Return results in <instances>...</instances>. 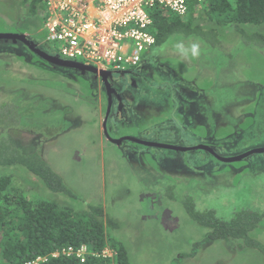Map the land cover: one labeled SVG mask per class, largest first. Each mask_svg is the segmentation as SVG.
I'll return each mask as SVG.
<instances>
[{"label":"rangeland","instance_id":"rangeland-1","mask_svg":"<svg viewBox=\"0 0 264 264\" xmlns=\"http://www.w3.org/2000/svg\"><path fill=\"white\" fill-rule=\"evenodd\" d=\"M31 1L0 0V33L25 35L42 43L43 21L28 10ZM200 8L207 11L204 2ZM196 14L190 27L200 26L197 31L172 35L143 57L149 80L166 85L174 81V74L196 79L193 84L175 81L174 98L184 116L169 102L166 115L159 114L151 123L142 120L144 128L133 117L132 123L117 127L123 134H140L145 141L160 144H176L174 138L181 133L182 139L197 138L192 142H204L222 158L264 148V42L257 35L248 39L239 33L250 37L260 29L264 34V23L222 26L210 15L206 19L202 12ZM183 19L187 21L188 14ZM223 30L231 32L218 37L216 44L217 33ZM10 42L0 41V104L8 106L0 112L8 123L0 127V144L6 140L23 154L39 152L70 195L48 190L20 165L0 167V177L11 176L29 198L57 201L73 212L100 207L105 240L122 244L129 264H264V255L243 248L242 241L206 242L210 230L192 221L183 207L191 197L194 207L213 210L225 221L241 210L263 213L264 154L230 164L203 150L186 160L181 154L165 152L177 160L131 161L102 133L105 95L79 84L69 86L58 72L38 65L32 50ZM193 45H198L199 55L186 52L181 59L179 51ZM47 46L56 54V44ZM167 119L177 126L157 129ZM111 125L107 133L114 136L115 125ZM109 220L116 228L108 226ZM250 237L264 246V217Z\"/></svg>","mask_w":264,"mask_h":264},{"label":"trees","instance_id":"trees-1","mask_svg":"<svg viewBox=\"0 0 264 264\" xmlns=\"http://www.w3.org/2000/svg\"><path fill=\"white\" fill-rule=\"evenodd\" d=\"M42 4L44 7L43 0H32L28 10L35 15L42 9ZM204 4L207 11L204 9L201 12L206 19L210 15L213 20H219L222 26L264 23V0H204ZM197 6L196 1L189 2L187 21L173 19L167 12L154 9L151 12L150 32L155 37V44L151 48L164 44L172 35H188L197 31L199 27H190ZM255 35L264 42V37L258 34L249 37L244 33L243 37L252 39ZM2 110H7L6 103L0 104V112ZM0 127H8L4 113H0ZM18 165L41 180L48 190L70 195L62 179L52 171L39 152L23 154L3 140L0 144V167ZM193 201V198H187L183 207L192 221L210 230L206 242L242 241L243 248L255 249L264 255V246L250 237L263 219L264 212L241 210L225 221L216 217L213 210L203 211L194 207ZM108 226L116 228L111 220ZM105 237L100 207L73 212L57 201L29 198L12 183L11 176L0 177V264H25L37 258L45 259L42 264H129L123 245L110 238L105 240ZM82 246L88 252L84 262L75 256L62 254L63 250L71 248L78 251ZM105 249L115 256H102ZM54 253H59L56 258L52 257Z\"/></svg>","mask_w":264,"mask_h":264},{"label":"built area","instance_id":"built-area-1","mask_svg":"<svg viewBox=\"0 0 264 264\" xmlns=\"http://www.w3.org/2000/svg\"><path fill=\"white\" fill-rule=\"evenodd\" d=\"M191 0H43L45 40L56 44L61 58L103 72H123L136 66L155 44L150 32L151 12H171L177 19L188 14ZM200 7L204 0H194ZM87 249L62 251L84 262ZM59 253L52 254L56 258ZM104 257H112L105 249ZM37 258L25 264H42Z\"/></svg>","mask_w":264,"mask_h":264},{"label":"flooded vegetation","instance_id":"flooded-vegetation-1","mask_svg":"<svg viewBox=\"0 0 264 264\" xmlns=\"http://www.w3.org/2000/svg\"><path fill=\"white\" fill-rule=\"evenodd\" d=\"M35 15L39 16L42 19V9H39L38 13H35ZM182 20H184V19H182ZM196 27L200 28V26H196ZM227 31L228 30H223V32L218 31L217 41H218V37H220L221 35L228 34L231 32V31L230 32H227ZM239 33L241 35L244 34L242 31H239ZM257 33H258V35H261L262 37H264V34H263V32H261L260 29L257 30ZM32 36L34 37V35H32ZM29 41H31L32 44H34V49H38L39 51H41L47 55L57 56L59 59H61L63 61H68V60H64L63 58H61L60 55L56 51H55L56 54L48 51L47 44L48 45H50V44L45 40L44 36H43L42 43L41 42L38 43V41L35 39L34 40L29 39ZM5 42H10V40H7ZM10 43L13 45H17L19 43L22 46H25L23 43H20L18 41L16 43H13L11 41ZM224 44L228 48L231 46L229 43H224ZM11 47H16V46H11ZM25 48H27V47L25 46ZM150 50H148L145 53V55ZM28 52H31V51H28ZM32 52H33V50H32ZM186 52H189V54H190L191 49L184 48L183 51H180L179 53H182V54H180L181 59L183 57H185ZM33 54L36 57H38V59H39L38 65H40L41 67H43L45 69L48 68L52 71L58 72L63 77V79H61V81L66 82L69 86L79 84L82 87L86 88L87 90L91 91V89H94V91L99 92L100 95L106 96L107 107H106L104 118H102V120H101L102 133L105 136V139L110 144H112L114 146H118L119 150H121L122 152H126V155H128L130 157L131 161L140 162V161L145 159L147 163L149 162V160L152 162H155V163H159L160 161L165 160V159L177 160L175 157L166 156L165 152L166 153L172 152V153L181 154L182 159L186 160L189 158V155L191 153H195V154L197 153L198 154L199 151H202V150L198 149L197 151L192 150L191 152H179V151H170V150H166V149H162V148H157L155 146H146V145L140 143L141 141H145V139L141 138L140 134H138V135L137 134L136 135H134V134H123L120 131L121 129L117 127L118 124H121L124 127V125H123L124 122L128 123V124L132 123L133 121L131 120L130 117H133L135 123L138 126L144 128L147 125L142 124L141 123L142 120L146 123H151L153 121V118L158 117L159 114H160V116L166 115V112H169V109L167 107L169 102H173V104L175 105V107H172V109L176 108V111H177L176 113L181 112L180 114L182 116L184 115V113L182 111H180L182 109V107H180V105L176 104L177 99L174 98L173 94H168V95L160 94L159 95L157 92L148 91L146 89V87H148V86L141 83V81L146 83V81L149 79V74L146 71L147 67H146V64L144 62L145 60L143 61V57L145 55L141 58L140 61H138L136 66L133 67L134 69L131 68V69L124 71V72H111V76L109 77V79H107V84H106L97 74H93V73H89V72H82L81 70H79L77 68L61 67V66H58L55 64H50L48 62H45L43 59H41L34 52H33ZM185 58H183V59H185ZM71 62H73V61H71ZM75 63H79V64L83 65L80 62H75ZM85 80H86V82H85ZM186 82L187 81H185L184 83H186ZM144 92H150L151 95H153V101L145 102V104L148 106V109L145 108L144 106H139V103L142 102L141 100H139V98L142 99V95ZM48 93H50V92H48ZM167 96H171L172 98H167ZM53 102H55V100ZM155 112L157 113L156 115L153 114ZM145 113H147V114L145 115ZM111 123L115 125V129H114L115 135L114 136L111 135L112 137L110 136L109 132L107 133L108 127L111 125ZM171 124H172V122H170V119H167L162 124V126L160 128H157V129H159L160 131H163L165 129L163 127H166V129H169V128H174L175 126H177V125H175L176 124L175 122L173 123L174 124L173 126H171ZM111 127H112V125L110 126V130L113 129ZM135 128H138V127L136 126ZM182 130L183 131H181V130L180 131L184 134V129H182ZM144 131L145 130H143V132ZM180 135H181V133H180ZM180 135L176 136V138H174V142H177L176 144L168 143V144H164V145H173V146H178V147L188 148V149L196 148L198 146L205 147V145L203 144L204 142H202V141L192 142L194 140H197V138L192 137V141L190 138V142H187L185 139H182V137H180ZM147 142H152V141L147 140ZM152 143H156V142H152ZM158 144H160V143H158ZM158 151L161 153L159 154ZM204 152H206V151H204ZM183 153H188V156L187 157L183 156ZM206 153H208V152H206ZM41 157H42V155H41ZM133 157H136V159H134ZM235 157H237V156H235ZM213 158L215 160H217L215 157H213ZM234 163H236V162H234ZM168 190L172 191L170 188H168Z\"/></svg>","mask_w":264,"mask_h":264},{"label":"water","instance_id":"water-1","mask_svg":"<svg viewBox=\"0 0 264 264\" xmlns=\"http://www.w3.org/2000/svg\"><path fill=\"white\" fill-rule=\"evenodd\" d=\"M0 40H10L13 43H16L17 41L20 43H23L29 50H33L35 54H37L41 59H43L45 62H48L50 64H55L61 67H71V68H77L81 70L82 72H89L93 74H97L106 84H107V79L111 76V72H103V71H97L95 68L90 67V66H84L79 63L71 62V61H63L59 59L57 56H51L44 54L43 52L39 51L38 49H34V45L32 42H30L25 35H19V34H13V33H0ZM138 140V139H137ZM139 141V140H138ZM140 143L146 145V146H155L157 148H162L170 151H179V152H191L192 150H204L211 154L213 157H215L218 161L223 162V163H233V162H239L241 160H245L248 158L250 155L253 154H264V148H258V149H253L248 152H245L237 157H232V158H222L217 156L212 150L209 148L203 147V146H198L196 148L188 149V148H182L178 146H173V145H164V144H158V143H152V142H147V141H141Z\"/></svg>","mask_w":264,"mask_h":264},{"label":"crops","instance_id":"crops-1","mask_svg":"<svg viewBox=\"0 0 264 264\" xmlns=\"http://www.w3.org/2000/svg\"><path fill=\"white\" fill-rule=\"evenodd\" d=\"M201 10H202V8H200L199 6H197V8H196V11H195V17H197V15L198 14H196V13H199L200 14V12H201ZM165 12V11H164ZM166 14H169V12H167ZM171 18H175L174 16L173 17H171ZM175 19H177V18H175ZM179 20H182V19H179ZM215 42H216V44H218V41H217V37H216V39H215ZM215 44V45H216ZM214 45V44H213ZM225 45V44H224ZM180 52V51H179ZM185 57H186V55H185ZM185 57H183V58H185ZM197 57V56H196ZM162 65H163V63H162ZM231 65H232V63H231ZM196 66V69H197V64L195 65ZM166 69H169V71L170 72H172V69H170V68H166ZM173 73V72H172ZM172 79L174 80L173 82H167L166 83V85H163L161 82H159V81H155V80H147L146 81V83H144V82H142L141 81V83H143V84H145V85H147L148 87H146V89L148 90V91H153V92H157L159 95L160 94H163V95H168V94H173V96L174 95H176V94H178V92H176V91H174L175 90V88H176V79L177 80H179V81H181V84L182 83H184L185 81H189V82H191L192 84L196 81V79H194L193 81H190V80H187L186 78H184L183 76H181V75H179V74H174L173 75V77H172ZM157 82L158 83H160L159 84V86H157ZM182 92L183 93H186V91L185 90H182ZM167 98H172L171 96H167ZM139 100H141L142 102H140L139 103V106H144L145 108H147L148 109V106L145 104V102H150V101H153V95H151V93L150 92H144L143 93V95H142V99L141 98H139ZM181 105V104H180ZM180 111H182V110H180ZM181 112H178V114H180ZM147 113H145V115H146ZM154 114V113H153ZM157 113H155V115H156ZM184 116V115H183ZM184 119H185V117H184ZM183 119V120H184ZM142 123V122H141ZM143 124V123H142Z\"/></svg>","mask_w":264,"mask_h":264},{"label":"clouds","instance_id":"clouds-1","mask_svg":"<svg viewBox=\"0 0 264 264\" xmlns=\"http://www.w3.org/2000/svg\"><path fill=\"white\" fill-rule=\"evenodd\" d=\"M201 7V6H200ZM191 53L193 56H197L199 55V51H198V45H193L191 48ZM143 57V56H142ZM133 68V67H132Z\"/></svg>","mask_w":264,"mask_h":264}]
</instances>
